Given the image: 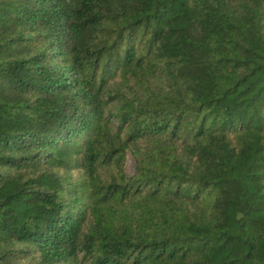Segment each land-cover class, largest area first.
Returning <instances> with one entry per match:
<instances>
[{
  "label": "trees",
  "instance_id": "16d2710c",
  "mask_svg": "<svg viewBox=\"0 0 264 264\" xmlns=\"http://www.w3.org/2000/svg\"><path fill=\"white\" fill-rule=\"evenodd\" d=\"M0 264H264V0H0Z\"/></svg>",
  "mask_w": 264,
  "mask_h": 264
},
{
  "label": "rangeland",
  "instance_id": "374dc122",
  "mask_svg": "<svg viewBox=\"0 0 264 264\" xmlns=\"http://www.w3.org/2000/svg\"><path fill=\"white\" fill-rule=\"evenodd\" d=\"M128 167H129V171H130V172H133V171H134V163H133V159H132V157H130V158L128 159Z\"/></svg>",
  "mask_w": 264,
  "mask_h": 264
}]
</instances>
